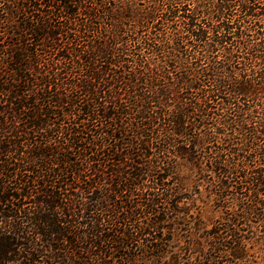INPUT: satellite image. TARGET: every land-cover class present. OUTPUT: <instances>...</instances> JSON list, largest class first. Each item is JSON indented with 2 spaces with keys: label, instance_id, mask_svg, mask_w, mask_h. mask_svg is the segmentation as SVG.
<instances>
[{
  "label": "trees",
  "instance_id": "trees-1",
  "mask_svg": "<svg viewBox=\"0 0 264 264\" xmlns=\"http://www.w3.org/2000/svg\"><path fill=\"white\" fill-rule=\"evenodd\" d=\"M0 264H264V0H0Z\"/></svg>",
  "mask_w": 264,
  "mask_h": 264
},
{
  "label": "rangeland",
  "instance_id": "rangeland-1",
  "mask_svg": "<svg viewBox=\"0 0 264 264\" xmlns=\"http://www.w3.org/2000/svg\"><path fill=\"white\" fill-rule=\"evenodd\" d=\"M212 211V208H209Z\"/></svg>",
  "mask_w": 264,
  "mask_h": 264
}]
</instances>
